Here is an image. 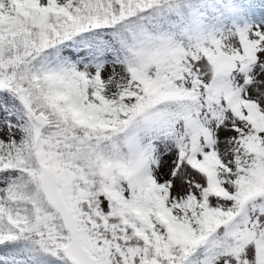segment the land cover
I'll return each instance as SVG.
<instances>
[{"label": "snow or ice", "instance_id": "6c2138e0", "mask_svg": "<svg viewBox=\"0 0 264 264\" xmlns=\"http://www.w3.org/2000/svg\"><path fill=\"white\" fill-rule=\"evenodd\" d=\"M0 264H264V19L0 0Z\"/></svg>", "mask_w": 264, "mask_h": 264}, {"label": "rangeland", "instance_id": "374dc122", "mask_svg": "<svg viewBox=\"0 0 264 264\" xmlns=\"http://www.w3.org/2000/svg\"><path fill=\"white\" fill-rule=\"evenodd\" d=\"M233 4L240 9L241 16L246 19L255 21L264 19V0H234Z\"/></svg>", "mask_w": 264, "mask_h": 264}]
</instances>
